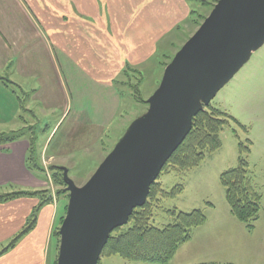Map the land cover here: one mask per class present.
I'll use <instances>...</instances> for the list:
<instances>
[{
    "label": "crops",
    "instance_id": "0c3cea01",
    "mask_svg": "<svg viewBox=\"0 0 264 264\" xmlns=\"http://www.w3.org/2000/svg\"><path fill=\"white\" fill-rule=\"evenodd\" d=\"M89 2L91 12L85 8ZM104 2L0 0V72L15 80L12 86L22 92L23 104L51 107L60 89L65 93L62 95L69 99L75 97L79 104L93 99L102 106L97 112L98 118L109 122L120 109L115 82L129 67L147 68L159 48L167 47L172 36L182 38L187 23L192 22L189 0H128L131 12L122 14L123 17L103 14ZM0 103L10 113L6 118L14 119L20 99L0 86ZM28 150L27 139L0 145V191L47 188L46 181L27 168ZM56 158L51 155L49 161L55 163ZM60 200L64 199L55 198L42 208L35 229L5 253L24 229L38 200L23 198L0 204V264H54L56 250L52 234L65 207L63 203L60 208ZM208 225L206 222L196 229L192 239L180 247L173 259L175 263H209L199 261L198 252L193 251L196 237L204 234Z\"/></svg>",
    "mask_w": 264,
    "mask_h": 264
},
{
    "label": "rangeland",
    "instance_id": "374dc122",
    "mask_svg": "<svg viewBox=\"0 0 264 264\" xmlns=\"http://www.w3.org/2000/svg\"><path fill=\"white\" fill-rule=\"evenodd\" d=\"M80 1L82 0H75V3L80 4ZM127 1L105 0L102 12L106 16L120 14L123 17L125 13L128 15L131 10H128ZM207 2L189 0L195 16L191 14L192 22L187 23V31L183 37L179 39L176 36L170 37L168 46L159 48L147 68L129 67L141 75L127 71L129 70L127 68L119 78L120 80L115 82L119 90L117 92L120 109L109 122L108 119L103 122L102 118H98L97 112L102 106L95 104L93 99H85L83 104H79L75 97L69 99L62 95L65 93H62L60 89H58L55 105L51 107L43 106V104L25 105L26 108L33 110L34 114H30L20 103L14 119L6 118L10 116V113L0 103V132L10 135L12 131L27 129L24 133L30 137L32 130L29 131L28 128H31V125L36 127L37 154L45 168L43 180L46 181L47 188L53 196L57 195L58 187L52 181L50 170L52 165L69 168V177L78 186L85 185L128 133L131 125L148 112V100L162 84L167 67L165 64H169L189 38L196 33L219 0L216 3L212 0ZM26 5H29L28 2ZM85 8L92 11L90 2L89 6L85 5ZM35 9H37L36 6ZM64 75L67 77L68 74L64 72ZM140 76L141 80H139ZM13 81L15 82L12 76L0 72L2 83L0 86L13 94L17 100L22 99V92L6 83ZM66 83L71 87L69 82ZM137 83H139L140 97L146 103H139L133 98L131 87ZM84 87L85 84H83ZM86 87L91 90L90 85ZM69 91L73 93L72 89ZM104 98L106 99V96ZM210 105L235 118L246 129L234 123L225 127L221 131V148L207 154L199 167L184 173L174 171L172 168L161 172L157 181L161 183L164 190L171 191L174 187L182 185L183 192L174 199L164 198L161 207L154 212L152 224L157 228H164L172 223L171 217L166 212L168 209L177 208L184 212L202 209L209 225L205 233L198 235L197 241L193 243L196 244L193 251L198 252L199 261L209 262L208 264H264V45L252 52L248 62L217 93ZM210 105L206 106L205 110ZM62 116L64 118L58 124ZM248 139L254 144L253 147L251 146L253 154L248 156L252 184L262 196L259 218L254 222L252 230L230 214V206L220 179L223 172L237 167L240 155L239 144L246 143ZM51 155L57 157L55 163L49 161ZM64 190L69 196L67 187ZM8 191L10 190L3 189L0 194ZM63 203L68 207L69 199L60 200V208ZM131 226L132 224L125 226L122 232ZM100 264L148 263L129 262L114 256L101 257ZM168 264L178 263L173 260Z\"/></svg>",
    "mask_w": 264,
    "mask_h": 264
},
{
    "label": "water",
    "instance_id": "95a60500",
    "mask_svg": "<svg viewBox=\"0 0 264 264\" xmlns=\"http://www.w3.org/2000/svg\"><path fill=\"white\" fill-rule=\"evenodd\" d=\"M264 45V0H219L164 71L148 112L83 186L70 177L57 264H99L110 235L144 206L193 119Z\"/></svg>",
    "mask_w": 264,
    "mask_h": 264
},
{
    "label": "trees",
    "instance_id": "16d2710c",
    "mask_svg": "<svg viewBox=\"0 0 264 264\" xmlns=\"http://www.w3.org/2000/svg\"><path fill=\"white\" fill-rule=\"evenodd\" d=\"M201 3H208V0H198ZM216 3L218 0H212ZM192 14L195 16L194 9ZM192 15V16H193ZM195 21V20H194ZM165 64V66H167ZM130 72L141 75L135 69L129 68ZM141 80V76L140 79ZM12 85V82H6ZM132 88L133 98L139 103H146L140 97L139 83ZM24 99H20L21 103ZM22 103L24 110L29 111L25 104ZM34 114L32 111H29ZM236 124L240 128L246 129L235 118L217 108H206L193 119V128L186 140L174 152L170 160L164 167L174 169L178 172H188L200 166L206 155L219 150L222 146L221 131L230 124ZM28 128L30 137L24 133L27 129L10 133L0 132V145L14 143L23 139L29 142V150L26 159L27 168L35 175L42 179L45 175L40 157L37 154L38 137L35 133L36 127L31 125ZM33 127V128H32ZM252 143L248 139L246 143L239 144V160L235 168L228 169L221 174V183L225 189L227 203L230 206L232 215L241 223L246 224L249 230L254 228V222L259 218L261 210L262 196L256 191L252 184L250 164L248 156L251 154ZM52 181L58 187L57 195L53 196L49 189L39 191H12L0 194V204H4L16 199L33 198L38 200L37 205L33 208L28 217L24 229L11 241L3 253L13 249L16 245L31 233L38 222V217L42 208L53 203L56 199H69L64 188L67 185L64 180L63 170L52 165ZM68 172L70 170L68 169ZM158 180V179H157ZM183 192V186L178 185L171 191L163 189L160 182L156 181L150 188L148 200L144 206L134 210L127 225L132 224L126 231L122 230L125 226L117 228L109 237L105 246L102 257L118 256L129 262H142L148 264H168L181 246L192 239L194 231L206 224L207 217L202 209H196L191 212L180 211L177 208L166 210L171 217L172 223L164 228H157L152 224L154 212L161 207L164 198H177ZM67 206L64 207L63 215L58 225L54 228L52 237L55 241L56 257L54 264H57L59 244H60V227L65 219ZM126 225V226H127ZM1 255V254H0ZM101 263V259L99 264Z\"/></svg>",
    "mask_w": 264,
    "mask_h": 264
}]
</instances>
